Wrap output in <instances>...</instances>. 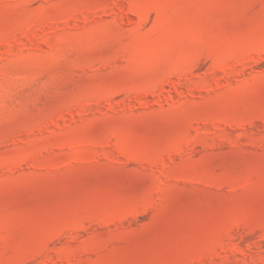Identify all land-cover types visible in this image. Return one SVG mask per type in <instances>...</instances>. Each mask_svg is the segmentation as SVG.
Segmentation results:
<instances>
[{
  "label": "rangeland",
  "instance_id": "1",
  "mask_svg": "<svg viewBox=\"0 0 264 264\" xmlns=\"http://www.w3.org/2000/svg\"><path fill=\"white\" fill-rule=\"evenodd\" d=\"M0 264H264V0H0Z\"/></svg>",
  "mask_w": 264,
  "mask_h": 264
}]
</instances>
